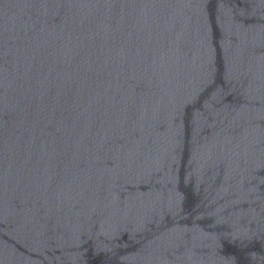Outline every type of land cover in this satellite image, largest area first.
Segmentation results:
<instances>
[{
	"label": "water",
	"instance_id": "water-1",
	"mask_svg": "<svg viewBox=\"0 0 264 264\" xmlns=\"http://www.w3.org/2000/svg\"><path fill=\"white\" fill-rule=\"evenodd\" d=\"M0 264H264V0H0Z\"/></svg>",
	"mask_w": 264,
	"mask_h": 264
}]
</instances>
